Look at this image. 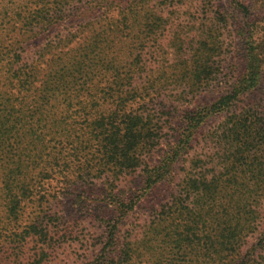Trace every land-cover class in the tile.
I'll list each match as a JSON object with an SVG mask.
<instances>
[{
	"label": "trees",
	"instance_id": "16d2710c",
	"mask_svg": "<svg viewBox=\"0 0 264 264\" xmlns=\"http://www.w3.org/2000/svg\"><path fill=\"white\" fill-rule=\"evenodd\" d=\"M211 1L201 0L204 14ZM187 2L194 0H30L34 9L24 26L8 32L9 43L0 39L4 95L12 90L16 97L6 99L0 109V177L10 204L33 193L26 187L20 196L9 195L13 185L21 190L15 177L18 165L24 174L31 168L62 175L71 168L68 157L74 153L55 145L70 138L65 118L54 117L59 98L66 111L72 97L83 95L110 98L122 112L114 113L123 122L116 139L109 140L110 145L116 141V149H99L119 151L116 162L132 170L96 176L104 180L101 207L112 216L101 219L103 247L77 264H264V160L253 157L245 174L236 151L233 165L228 166L227 157L219 176L212 170L204 174L198 157L204 119L223 113H232L222 132L228 142L243 134L255 147L264 141V112L243 102L258 80L253 74L238 78L226 96L207 105L197 99L207 80L201 74L174 79L186 94L163 93L161 77L145 80L139 74L134 32L141 14L148 29L153 14L178 10ZM226 4L249 12L240 0ZM245 44L250 61L244 71L255 70L264 62V30L249 31ZM130 106L135 113L123 115ZM18 151L24 153L19 164ZM131 152L140 154L130 158ZM146 202L148 214L139 215Z\"/></svg>",
	"mask_w": 264,
	"mask_h": 264
},
{
	"label": "rangeland",
	"instance_id": "374dc122",
	"mask_svg": "<svg viewBox=\"0 0 264 264\" xmlns=\"http://www.w3.org/2000/svg\"><path fill=\"white\" fill-rule=\"evenodd\" d=\"M227 1L212 0V7L206 14L200 8L201 0L187 2L186 6L167 10L161 15L153 14L148 29L144 28L145 17L141 14L140 24L134 32L139 74L145 80L161 77L163 93H183L184 90L185 94L188 91L174 79L201 74L204 79L210 80L201 84L197 99L207 105L226 96L236 79L253 74L258 85L253 93L243 98V102L257 105L262 113L264 62L255 70L244 71V67L250 61L249 46L245 44L247 33L264 30V0H240L249 7L248 14L228 8ZM33 9L30 0H0V39L7 38L8 32L22 28ZM260 39L257 36V43ZM5 41L9 43L10 38ZM4 73L5 70L0 67V109L6 99H10L12 91L4 95ZM71 99L69 111H66L60 98L53 108L54 117L65 118L69 129V140L63 139L62 143L55 145L74 153V158L68 157L71 168L65 169L61 164V169H65L62 175L53 172L44 174L31 168L24 174L21 165H18L15 177L20 181L21 190L17 184L13 185L9 195L20 196L26 187L33 193L30 198H22L13 204L5 197L0 177V264H77L83 256L90 257L103 247L102 221L111 217L112 212L101 207L104 185L100 181L104 180H97L96 176H107L112 170H132L116 162H120V158L117 159L119 151L105 154L99 149L100 146L106 147V150L116 149V141L110 145L109 140L116 139L123 122V118L114 119V113L122 116V112H117L110 98L103 100L100 96L90 98L81 95ZM159 109L164 111V108ZM122 111L123 115L131 114L135 113V108L130 106ZM231 116L232 113H223L220 117H208L201 125L198 157L204 174L212 170L219 176L223 175L224 160L230 157L228 166H232L236 151L239 153L237 165L242 166L245 174L252 168L253 157L259 163L264 160L262 139L256 147L247 134H243L237 142L224 139L222 132ZM145 127L149 129L152 126ZM163 134L166 137L165 131ZM16 153L20 157L19 164L24 160V153ZM138 153L133 156L131 152L129 157L137 158ZM77 161L81 166H76ZM261 168L264 170V165ZM124 182L119 184L120 188H124ZM132 186L136 187L137 183ZM25 196L28 197L27 193ZM148 208L150 204L144 203L138 214H148ZM118 212L116 210L114 215Z\"/></svg>",
	"mask_w": 264,
	"mask_h": 264
}]
</instances>
